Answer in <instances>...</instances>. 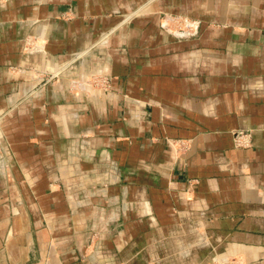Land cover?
<instances>
[{"label": "crops", "instance_id": "obj_1", "mask_svg": "<svg viewBox=\"0 0 264 264\" xmlns=\"http://www.w3.org/2000/svg\"><path fill=\"white\" fill-rule=\"evenodd\" d=\"M9 108L0 264H264V0H0Z\"/></svg>", "mask_w": 264, "mask_h": 264}, {"label": "rangeland", "instance_id": "obj_2", "mask_svg": "<svg viewBox=\"0 0 264 264\" xmlns=\"http://www.w3.org/2000/svg\"><path fill=\"white\" fill-rule=\"evenodd\" d=\"M141 13H142V9H140L138 11H135V12H132L130 14H127V15L123 16V18L121 19V22H128V21L131 22L135 18L139 17L141 15ZM23 49H24L25 52H27V53L30 52L32 54L38 53V52H43V50H44L42 46L37 45V44L32 45L31 48H29L28 45L24 44V48ZM76 62H77V60L74 61V62H72L68 66L69 67L68 69H71L73 67L72 65L74 63H76ZM8 70H9V73L10 74H19V76H21V78H26L25 76L27 75V73L30 72V74H33V76H34L33 78L36 81V83L38 84V86L41 87V88L44 87V86H48V85H51V84H55L56 82H58L62 78L68 80L69 85L71 86V88H79V85H83V86L86 85V86H89V87H97V88H100L101 87V88H103V86H109L111 84L110 78H108V77H101V76H99V77H94L93 76V77H89V78H82L81 80H79L78 78H70V77H67L66 78L64 76L63 71H60V69L57 70V71H54V72H50V71L37 70L33 66L32 67L9 66L8 67ZM29 95L30 94H26L25 96L28 98ZM27 98H24V99H27ZM12 111H13V109L12 108H9V109H5L3 112L2 111L0 112L1 123H2V121L6 117L10 116V114L12 113ZM1 123H0V132H1ZM246 142H247V144H245L244 146H247L249 144V141L248 140ZM235 144H236V141H235ZM0 145H1V142H0ZM236 146H238V145L236 144ZM244 146H238V147H244ZM1 152H3V150ZM89 233H91V232H89ZM115 233H117V232H115ZM83 240L90 241L89 242L88 249H87L88 250V253L85 254V255L88 256L90 254V252H95L96 247L94 246V244H95V242H97V240L98 241L99 240L101 241L102 238H101V236L100 237L93 236L89 240V238L85 236L83 238ZM93 240H95V242ZM82 243L83 242H80L78 240V238H77V241H76L75 245L77 246V244H78V246L81 247ZM85 244L88 245L86 242H85ZM96 251H97V249H96ZM119 259H122V256L119 257ZM214 264H221V263H219L218 261H215Z\"/></svg>", "mask_w": 264, "mask_h": 264}, {"label": "built area", "instance_id": "obj_3", "mask_svg": "<svg viewBox=\"0 0 264 264\" xmlns=\"http://www.w3.org/2000/svg\"><path fill=\"white\" fill-rule=\"evenodd\" d=\"M26 45L29 46V48H31L32 45H35L34 41L32 39H27L26 40ZM0 123H1V117H0ZM246 135L244 133H242L240 136L236 137V144L238 146H244L245 144H247V142L245 141V139H243Z\"/></svg>", "mask_w": 264, "mask_h": 264}]
</instances>
